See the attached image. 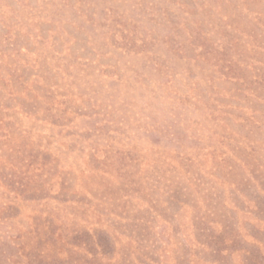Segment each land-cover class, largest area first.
Wrapping results in <instances>:
<instances>
[{"label":"rangeland","instance_id":"1","mask_svg":"<svg viewBox=\"0 0 264 264\" xmlns=\"http://www.w3.org/2000/svg\"><path fill=\"white\" fill-rule=\"evenodd\" d=\"M0 264H264V0H0Z\"/></svg>","mask_w":264,"mask_h":264}]
</instances>
